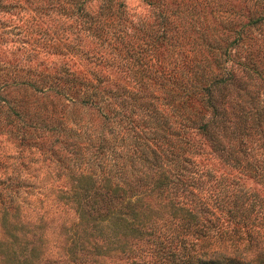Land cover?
<instances>
[{
  "label": "trees",
  "instance_id": "16d2710c",
  "mask_svg": "<svg viewBox=\"0 0 264 264\" xmlns=\"http://www.w3.org/2000/svg\"><path fill=\"white\" fill-rule=\"evenodd\" d=\"M141 1L0 0V264H264V0Z\"/></svg>",
  "mask_w": 264,
  "mask_h": 264
},
{
  "label": "rangeland",
  "instance_id": "374dc122",
  "mask_svg": "<svg viewBox=\"0 0 264 264\" xmlns=\"http://www.w3.org/2000/svg\"><path fill=\"white\" fill-rule=\"evenodd\" d=\"M124 3V7L126 11L132 15V18L136 17H143L148 15L149 13V7L148 5L141 1V0H122ZM0 20L7 25L14 24L16 22L15 17L13 15L4 14L0 16ZM11 34H8L7 36H3V39L6 41V45H0V60L7 61L13 59V57H16L17 54H12L14 51L13 47L10 46V38ZM90 48L89 43H84L83 49ZM43 59V58H42ZM51 59L58 60L56 57L49 56L45 61L48 63ZM56 60V61H57ZM83 116L92 115L91 112L87 110L81 111ZM16 153H23L27 158H30L32 160H35V162L31 163L32 167L38 166L41 162V154L39 153V150L29 147V148H23L20 150V147H18L15 142L7 138L4 134H0V156L5 155H15ZM240 182L242 183L243 187L257 193L258 196L262 197L264 199V186L260 183L254 181L253 179L246 177L242 175L240 177Z\"/></svg>",
  "mask_w": 264,
  "mask_h": 264
}]
</instances>
